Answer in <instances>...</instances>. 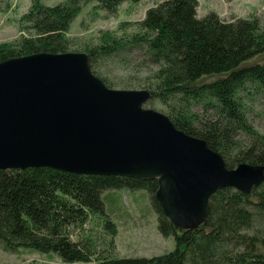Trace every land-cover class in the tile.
<instances>
[{
  "label": "trees",
  "instance_id": "trees-1",
  "mask_svg": "<svg viewBox=\"0 0 264 264\" xmlns=\"http://www.w3.org/2000/svg\"><path fill=\"white\" fill-rule=\"evenodd\" d=\"M109 13L125 2L33 0L20 18L15 41L0 42V62L34 53L82 51L91 69L113 89H147L146 107H159L175 127L204 139L229 168L264 166V133L251 123L247 104L264 95V25L258 18L223 20L198 16V0H162L147 9L135 30L105 32L100 41L76 47L68 36L82 3ZM133 65L132 63H135ZM117 65L129 72L112 75ZM157 180L68 173L47 167L0 170V249L54 253L58 264H264V183L245 194L216 192L198 228L176 227L155 198ZM149 192L158 230L174 237L171 252L152 258H119L118 225L124 217L106 200L119 189Z\"/></svg>",
  "mask_w": 264,
  "mask_h": 264
},
{
  "label": "water",
  "instance_id": "water-1",
  "mask_svg": "<svg viewBox=\"0 0 264 264\" xmlns=\"http://www.w3.org/2000/svg\"><path fill=\"white\" fill-rule=\"evenodd\" d=\"M147 89H113L85 52H41L0 62V170L157 180L155 198L179 228L205 224L223 188L250 194L264 166L226 165L206 140L146 107Z\"/></svg>",
  "mask_w": 264,
  "mask_h": 264
},
{
  "label": "rangeland",
  "instance_id": "rangeland-1",
  "mask_svg": "<svg viewBox=\"0 0 264 264\" xmlns=\"http://www.w3.org/2000/svg\"><path fill=\"white\" fill-rule=\"evenodd\" d=\"M66 0H41L45 5H56ZM162 0L127 1L115 13L100 8L96 2L81 1L82 9L71 23L68 36L75 40L78 49H84L100 41L105 32L122 35L121 26L129 24L127 32L135 30V23L142 20L147 9ZM198 16L204 17L216 13L223 20L234 18L259 19L264 25V0H198ZM33 0H0V42L15 41L19 35L20 18L29 11ZM82 52V51H74ZM136 65L135 63H132ZM111 74L120 79L134 76L120 66L112 65ZM129 89V88H125ZM134 89V88H130ZM136 89V88H135ZM156 110H161L155 107ZM247 112L252 125L264 133V95L257 96L247 104ZM108 211L111 209L124 217L119 220L116 237V256L119 258H152L175 249L174 237H164L158 230L157 215L152 207L149 192L119 189L111 192L106 200ZM61 259L54 253H39L28 248H21L10 253L0 249V264H58Z\"/></svg>",
  "mask_w": 264,
  "mask_h": 264
}]
</instances>
